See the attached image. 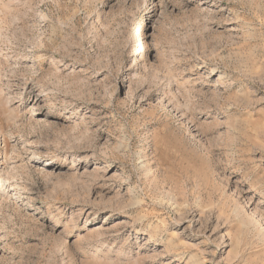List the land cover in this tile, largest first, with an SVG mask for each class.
I'll return each mask as SVG.
<instances>
[{"label": "rangeland", "instance_id": "1", "mask_svg": "<svg viewBox=\"0 0 264 264\" xmlns=\"http://www.w3.org/2000/svg\"><path fill=\"white\" fill-rule=\"evenodd\" d=\"M0 264H264V0H0Z\"/></svg>", "mask_w": 264, "mask_h": 264}]
</instances>
